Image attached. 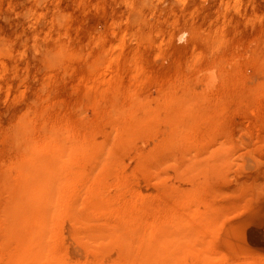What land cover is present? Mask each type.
I'll use <instances>...</instances> for the list:
<instances>
[{
  "label": "rangeland",
  "instance_id": "rangeland-1",
  "mask_svg": "<svg viewBox=\"0 0 264 264\" xmlns=\"http://www.w3.org/2000/svg\"><path fill=\"white\" fill-rule=\"evenodd\" d=\"M24 140L62 264H264V0H0V264Z\"/></svg>",
  "mask_w": 264,
  "mask_h": 264
},
{
  "label": "bare ground",
  "instance_id": "bare-ground-1",
  "mask_svg": "<svg viewBox=\"0 0 264 264\" xmlns=\"http://www.w3.org/2000/svg\"><path fill=\"white\" fill-rule=\"evenodd\" d=\"M52 139L54 138L52 137ZM57 139H59V137ZM43 142H46V140ZM40 146H43V148L47 147L46 143L45 146L44 143L42 145L40 144L39 148ZM21 147H22L21 149L22 153L21 152L19 153H21V157L23 156L21 159L23 162L21 164V166H23V169L21 173H19L18 178H16V180L12 184V187L15 190L13 195L14 198H12V202L14 204V210L11 212V215L10 216L8 215L9 217H7L6 232H4V236H6V239L8 241H15V245L13 244L12 246H16L17 243L16 248L13 247L14 249H16V252L12 256L8 264H62L60 260L57 258V256L55 257L53 251L51 252V247L49 245L53 240L54 226L56 223L55 220L56 206L61 202L64 193L63 190L64 186L62 185V174L66 169V162L68 160L69 153L72 148V142L69 140H65L64 142L60 143L58 146L54 145L55 148L52 149L51 151L53 155L50 156V160H49L50 179L48 178L45 181L42 180V182L40 183L41 185L39 184V182L34 183V181L32 180L35 176L33 174L31 163L34 162L35 160L33 158V155H37L36 153L34 154V148H35L34 142L32 145L31 143L28 142L25 143L24 140V143L22 144ZM43 148L41 150H43ZM42 162L44 164V161ZM51 178H53V181H51ZM36 180L38 181V179ZM22 194L28 197L27 199L28 202L25 206L24 205L20 206V204L18 203L19 195ZM129 226H128L129 229L126 231L128 236V237L126 236V238L128 239L129 237H132V240L136 244H138L137 248L139 249V246L140 247L143 246V241L145 239L144 233L142 234L139 231V229L137 231H134L133 233L132 230L135 229L137 225L132 228H130ZM138 227L139 226H137L136 228ZM125 228L127 229V227L122 228L124 230L121 233L125 234V230H126ZM121 233H120L121 236L120 238H122ZM130 233L132 235H130ZM120 238H119V242H120ZM165 239L166 236H164L163 238H161L160 241H158V244H156L157 246L156 245L153 246L154 250L152 251V255L148 254L150 256V258L147 259V262L149 264H157V262H159L160 259L162 262L163 261L168 262L172 259L171 251L165 249L160 250V248L163 246L162 241ZM131 242L129 243L131 244ZM121 243H123V241H121ZM125 243H123V245ZM135 243H133L134 244L133 247L136 246ZM127 246H129V244ZM150 247L151 246H149L148 249H150ZM148 249L147 251H149ZM138 258L139 255L136 259Z\"/></svg>",
  "mask_w": 264,
  "mask_h": 264
}]
</instances>
